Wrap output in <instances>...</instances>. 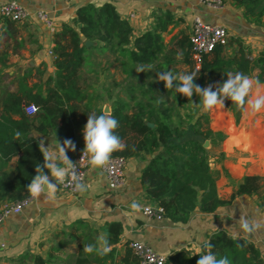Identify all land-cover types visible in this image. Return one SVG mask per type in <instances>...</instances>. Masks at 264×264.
I'll use <instances>...</instances> for the list:
<instances>
[{"label": "trees", "instance_id": "16d2710c", "mask_svg": "<svg viewBox=\"0 0 264 264\" xmlns=\"http://www.w3.org/2000/svg\"><path fill=\"white\" fill-rule=\"evenodd\" d=\"M234 2L242 6L248 20L264 25V0ZM152 16L151 28L133 35L131 24L117 12L113 3L106 1L95 5L87 2L77 7L73 25L66 23L53 31L52 52L56 73L44 80V94L40 88L34 89L35 84L22 86V79H19L17 91L7 92L3 97L0 109V205L4 201H18L30 195L27 185L35 175V165L43 163V154L37 138L30 134L31 129L44 134L52 133L61 143L72 139L76 150H68L67 155L73 160L78 153L75 131L83 130L89 113H104L97 105L99 92L90 90L91 81L86 74L90 67L89 51L95 47L86 46V39L101 42L98 50L113 53L127 73L130 67V71L138 75L134 70L137 65L151 66V70L158 72L171 71L169 63L176 53H181L182 60L189 65L186 73H195L194 82L201 87L222 83L228 72H241L258 80L264 87V48L252 55L241 39L229 37L225 45L217 44L211 51L202 53L197 65L192 57L187 31L181 29L165 41L169 26L178 18L169 10L153 11ZM118 82L114 80V84ZM127 90L130 100L119 94L111 99L110 114L119 122L115 132L125 145L123 150L115 151L113 155L125 158L149 155L141 170V182L148 198L162 207L163 216L185 222L195 207L206 212L213 211L219 204L228 203L240 194H256L264 210V174H244L229 198L218 196L216 181L220 171L210 165L208 148L203 141L206 138L222 139L224 133L209 126L205 113L191 117L188 111L192 106L187 104L189 98L166 89L161 81L155 85L151 79L146 83H130ZM192 98L200 101L196 94ZM30 104L38 109L31 115L25 109ZM225 106L238 122L243 109L227 99ZM181 110L188 113L186 121ZM146 121L152 122L153 126L147 125ZM189 129L193 135L187 134ZM228 129L235 138L232 123H228ZM240 142L237 141V144L240 145ZM13 158L14 164L11 165ZM83 228L88 229L89 226ZM120 230V222L107 223L108 241L117 242ZM83 236L86 239L84 242L96 243L88 235ZM239 243L243 247H238L237 240L226 231L216 230L209 234L207 246L217 258L228 257L231 264H263L252 242L239 238ZM111 249L104 257L95 253L88 255L103 264L113 254L114 248ZM81 254L74 264L87 263L88 255ZM201 254H194L190 264H196ZM131 255V247L127 245L124 259H131ZM171 259L169 256L166 261ZM33 264H45V260L35 255Z\"/></svg>", "mask_w": 264, "mask_h": 264}, {"label": "crops", "instance_id": "0c3cea01", "mask_svg": "<svg viewBox=\"0 0 264 264\" xmlns=\"http://www.w3.org/2000/svg\"><path fill=\"white\" fill-rule=\"evenodd\" d=\"M2 1L11 0H0ZM15 1L27 8L29 15L18 21L0 15V109L5 94L19 88V79H22V86L35 84L34 89L40 88L44 94V80L56 73L52 52L53 31L66 23L73 25L77 7L87 2L95 5L106 1L113 3L117 12L131 24L133 35L151 28L153 11L159 13L169 10L178 18L169 26L172 35L181 29L185 30V25H189L190 31L193 17L197 15L204 21L224 25L230 37L241 39L252 55L264 48V25L248 20L243 14L242 6L237 5L234 0H224L219 8L207 6L198 0ZM36 10L48 13L53 29L35 15ZM130 13L134 15L129 16ZM100 44L101 42L94 39L86 45L95 46L89 51L90 67L86 74L91 79L90 90L99 92L97 105L102 111L108 105L109 112L104 113L110 114L111 99L117 95L115 88L120 84H114L115 79H112L113 65L117 64L120 69L122 64L108 50L99 51ZM126 73L125 71L123 75ZM258 85L264 94L263 84ZM30 134L37 138L38 143L43 140L45 147L49 149H54L58 144L52 133L44 134L31 129ZM75 134L77 143L84 147L82 129H77ZM235 136L233 138L231 135L226 148L215 151L213 157L209 153L210 165L220 171L216 184L221 199L229 198L244 174L262 172V165L257 164L259 161L263 164L262 156L261 159L253 157L248 162L245 159L248 156L241 155V151L238 155L234 154V147L231 145L234 142L238 145L237 141H242L238 134ZM148 158L149 155L127 157L124 181L113 188L108 187L107 177L102 169L88 166L82 181L88 186L87 191L71 193L59 185L52 200H46L43 196L33 199L30 196L20 211L9 213L0 220V264H33L35 255L42 256L45 264H74L81 258V253L86 257L88 255L83 249L90 241L84 242L86 239L83 234L96 242L99 235H107V223L112 221L121 224L119 240L115 243L108 241L114 252L103 264H137V257L132 249L131 259H124L126 247L131 240L147 243L155 251L166 255V258L171 256L172 259L165 264H190L194 254H203V249L208 250L209 234L216 230H224L232 237L236 235L252 242L264 264V228L252 234H245L238 229L242 217L264 222V210L259 205L256 194L236 195L230 202L219 204L209 212L195 207L185 222L173 221L166 216L156 218L142 210L133 212L130 205L134 201L141 204L142 208L146 204L155 205L146 195L141 182V170ZM10 164H14V158ZM78 221L89 228L77 226L75 223ZM134 256L136 261L132 262ZM87 258L85 264H99L92 255Z\"/></svg>", "mask_w": 264, "mask_h": 264}, {"label": "clouds", "instance_id": "9594fccd", "mask_svg": "<svg viewBox=\"0 0 264 264\" xmlns=\"http://www.w3.org/2000/svg\"><path fill=\"white\" fill-rule=\"evenodd\" d=\"M145 70L143 66L136 69L137 72H145ZM147 70L150 71L151 66ZM195 77V73L162 71L157 72L156 79L163 82L166 89L174 90L176 93L189 98V101L196 94L200 101L193 104L204 112L217 107H224L226 99L235 104L237 108L249 111L251 115H256L264 109V95L251 96L254 81L241 72H228L227 78L222 83L208 84L205 87L196 84L194 82ZM255 84L258 85L259 81H255ZM214 87L215 90H213ZM37 110L35 106H32L29 114L31 115ZM118 127V120L111 114H88L87 122L82 130L84 147L81 154V156L87 158L88 166L93 169H105L110 165L112 154L125 148L115 132ZM16 135L18 138L19 133ZM39 149L43 154V163L35 165V175L27 185V191L33 199H40L41 196L46 200L54 199L58 186L66 182L73 186L75 192L83 193L87 191L88 186L82 182V177L77 174L74 162L67 155L68 150H76V144L72 139H65L63 143L58 142L54 149L45 147L44 141L41 140ZM130 208L135 213L142 210L145 214H149L151 211L148 207L142 208L141 204L135 201L132 202ZM260 228H264V222L248 220L243 217L238 224L239 231L245 234H252ZM232 238L237 240L238 247H243L239 243L238 236L234 235ZM83 250L87 254L95 253L100 257H104L112 249L107 235L101 234L97 237L95 244H86ZM198 256L196 264H231L228 257L217 258L216 254L209 250Z\"/></svg>", "mask_w": 264, "mask_h": 264}, {"label": "built area", "instance_id": "2783aa9c", "mask_svg": "<svg viewBox=\"0 0 264 264\" xmlns=\"http://www.w3.org/2000/svg\"><path fill=\"white\" fill-rule=\"evenodd\" d=\"M199 2L214 8H219L224 4V0H198ZM0 15L12 20H22L28 17L29 11L21 3L15 0L0 2ZM35 15L44 20L51 29H53L52 21L48 16V13L43 10H36ZM134 13H130L129 16H133ZM229 39V31L227 28L219 23H211L204 21L200 16H194L192 25L188 34V40L190 43V49L194 62L198 65L201 54L211 51L217 44L225 45ZM32 106L30 104L25 107L27 112H31ZM36 107V106H35ZM77 156L71 160L76 166L77 174L82 177V181L85 178L88 168L87 158L81 156L83 146H77ZM126 158L122 155H113L111 157L110 165L102 169L107 177V185L110 188L116 187L124 181V166ZM64 189L71 193H77L73 190V186L69 183L60 185ZM30 195L18 200V201H4L0 206V220L3 216L9 213L18 212L29 201ZM143 207L151 209L149 216L156 218L163 217V209L161 206L155 204H146ZM129 246L133 250V253L137 257V264H164L166 261V255L155 251L147 243L140 240H131Z\"/></svg>", "mask_w": 264, "mask_h": 264}, {"label": "rangeland", "instance_id": "374dc122", "mask_svg": "<svg viewBox=\"0 0 264 264\" xmlns=\"http://www.w3.org/2000/svg\"><path fill=\"white\" fill-rule=\"evenodd\" d=\"M184 29L189 34V25H185ZM171 36H172V29H170L165 34L164 36L165 41L167 42L168 40H170ZM230 36L231 35L229 34V37ZM232 47H235V45H233ZM110 54L112 55L113 53L110 52ZM113 66H114V77H112V79L113 80L115 79L120 82L119 86L115 88V91H117V94H119L120 96H122L127 100L131 99L130 92H128L127 90L128 84L141 83V82L146 83L150 79L153 80L155 85H158L159 83V81L156 79L158 71H156L155 69L149 71L147 70L148 68L146 66L137 65L134 70H136L138 67L143 66L146 69L145 72L136 71L138 75H135L132 71H130V67H129L128 73H126V75L125 74L123 75V73H125V70L123 69V65L119 66L123 72L118 68L117 64ZM169 68L173 73H181V72L186 73L189 69V65L188 63H186V61L182 60L181 53H176L173 61L169 63ZM260 89L261 88L259 87V85H256L254 81V87L250 95L251 96H255L256 94L264 95L262 89L261 90ZM115 91L113 94H115ZM134 93L137 94L138 91L135 90ZM193 103H198L197 101H195V98H192L191 101L187 102V104H190L192 106L190 107L191 111H188L191 117L195 118L200 113H205L209 119V123H208L209 126L215 131H221L222 133H224V137L222 139L218 137H216L215 139H211V138L204 139L208 141L206 146L208 147V152L211 153L212 157L214 156L215 151L217 152V150H219L222 147L226 148L227 141L231 136L228 129V123H232L235 128L234 135L238 134V136L241 137L242 140V142H240V145H236V143L233 141L234 143L231 146L234 147V154L238 155L239 151H241V155L248 156V158H245L248 160V162H250L253 159V157L259 158L260 156L263 157V161H264V109H262L256 115H251L249 111L243 109L240 120L238 122H235L232 112L226 106L222 108L217 107L211 111L204 112L200 108L195 107ZM188 113H185L183 110H181V114L185 119V121L186 118H188ZM187 134L193 135L192 130L189 129ZM262 157H260V159ZM257 164H259L260 166L262 165L261 174H264V162L262 164V162L259 161L257 162ZM75 224L77 226H81L82 228L83 226H86L85 223L80 221L76 222Z\"/></svg>", "mask_w": 264, "mask_h": 264}, {"label": "water", "instance_id": "95a60500", "mask_svg": "<svg viewBox=\"0 0 264 264\" xmlns=\"http://www.w3.org/2000/svg\"><path fill=\"white\" fill-rule=\"evenodd\" d=\"M89 43H90V40L87 39V40L85 41V45H88ZM103 112H109V106H108V105H106V106L104 107ZM146 124L149 125V126H153V123L150 122V121H146ZM207 142H208L207 140H204L203 145L206 146ZM203 251H205V249H203Z\"/></svg>", "mask_w": 264, "mask_h": 264}]
</instances>
